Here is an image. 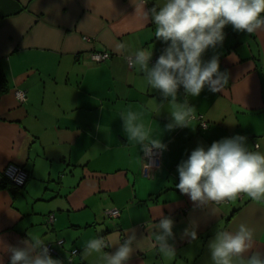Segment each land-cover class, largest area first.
I'll return each mask as SVG.
<instances>
[{"label": "crops", "instance_id": "1", "mask_svg": "<svg viewBox=\"0 0 264 264\" xmlns=\"http://www.w3.org/2000/svg\"><path fill=\"white\" fill-rule=\"evenodd\" d=\"M162 3L149 0L144 8ZM154 30L139 0H0V68L7 86L0 92V184L9 163L28 175L13 194L0 187L4 245L23 247L28 234H36L55 247L51 257L61 264H97L81 255L87 240L104 237L105 251L112 253L118 240L134 233L137 249L128 264H210L207 244L215 232L246 224L254 241L245 255L264 252V202L240 194L202 206L176 188L177 165L197 146L239 134L250 150L264 152V30L224 28L222 44L202 59L217 57L228 83L220 92L205 88L188 97L196 119L173 131L165 128L166 109L157 115L166 101L126 58L143 48L152 51L151 64L166 47ZM91 51L110 58L96 63ZM16 91L26 98L17 99ZM184 98L181 88L178 100ZM127 111L138 113L167 145L160 168L149 176L142 173L140 146L123 132L120 116ZM90 149L95 155L85 160ZM109 209L119 216H106ZM162 215L174 221L175 257L161 256L151 238ZM186 230H194L196 239ZM9 255L0 251L3 264Z\"/></svg>", "mask_w": 264, "mask_h": 264}, {"label": "clouds", "instance_id": "2", "mask_svg": "<svg viewBox=\"0 0 264 264\" xmlns=\"http://www.w3.org/2000/svg\"><path fill=\"white\" fill-rule=\"evenodd\" d=\"M148 3L149 0H139L141 13L155 25L154 36L166 47L151 64L152 51L143 48L126 58L132 68L143 74L147 87L158 90L166 101L157 106V115L163 108L170 116L165 128L168 131L190 128L191 121L196 119V109L188 97H198L205 88L212 93L220 92L228 83L227 73L220 71L219 59L212 57L205 61L202 55L210 47L222 44L227 25L248 34L264 30V0H163L162 4L145 10ZM181 88L185 95L182 101L178 100ZM120 119L127 142L134 147L139 145L146 157H151L154 150H167V145L138 113L123 112ZM94 155L95 149H90L84 159ZM177 172L176 188L194 204L231 201L240 194H246L254 202H264V152L250 150L243 135L221 138L207 148L197 146L177 165ZM153 224L151 238L159 254L175 257L176 249L170 243L174 236L173 219L162 215ZM186 235L196 239L194 230H186ZM253 241L254 231L246 224H240L234 232L217 230L207 244L210 264H264V252L245 255L253 248ZM136 243L133 233L122 242L118 240L115 251L109 253L105 251L108 242L97 235L85 242L81 255L95 257L97 264H128L137 249ZM22 244L23 247L4 245L0 241V251L10 254L9 264H61L49 255L39 235L28 234Z\"/></svg>", "mask_w": 264, "mask_h": 264}, {"label": "built area", "instance_id": "3", "mask_svg": "<svg viewBox=\"0 0 264 264\" xmlns=\"http://www.w3.org/2000/svg\"><path fill=\"white\" fill-rule=\"evenodd\" d=\"M85 40L90 41L91 38L89 37H84ZM89 58L96 62V63H101L106 61L107 59L110 58V54L108 52H98V51H91L89 54ZM158 58L155 57L154 60H152V63L155 62V60ZM128 66L131 67L128 63ZM15 96L17 97V99L19 100H24L26 98L25 92L24 91H16L15 92ZM199 119H201V116L198 117ZM200 126L202 128H206L207 127V123L204 121H200ZM206 126V127H204ZM146 164V165H145ZM149 165V166H147ZM161 166V152L154 150L153 155L151 157H146L143 153L142 155V173L144 176H149L153 171L159 169ZM2 176L9 181L12 185L16 186V187H22L26 180H27V172L22 169L21 167L13 164V163H9L6 165V167L3 169L2 171ZM106 216L108 217H118L119 216V211L117 209H109L105 211ZM52 215L50 216V220L52 219ZM56 245H62V240H57ZM45 246L48 248L49 251V255H56L57 251L55 249V247L50 244V243H45ZM77 250L73 249L71 251V256L76 255ZM71 261V259H69Z\"/></svg>", "mask_w": 264, "mask_h": 264}, {"label": "trees", "instance_id": "4", "mask_svg": "<svg viewBox=\"0 0 264 264\" xmlns=\"http://www.w3.org/2000/svg\"><path fill=\"white\" fill-rule=\"evenodd\" d=\"M6 87H7L6 86V81H5V78H4L3 74H2V70L0 68V92L5 91L6 90ZM0 187H2V188H8L11 191L12 194L14 192H16L18 189H21L22 188V187H16V186L12 185L4 177H3V182L0 184Z\"/></svg>", "mask_w": 264, "mask_h": 264}, {"label": "water", "instance_id": "5", "mask_svg": "<svg viewBox=\"0 0 264 264\" xmlns=\"http://www.w3.org/2000/svg\"><path fill=\"white\" fill-rule=\"evenodd\" d=\"M0 181H1V177H0Z\"/></svg>", "mask_w": 264, "mask_h": 264}]
</instances>
